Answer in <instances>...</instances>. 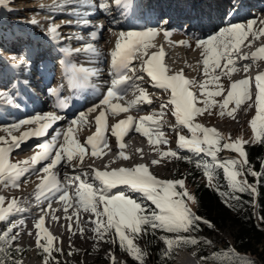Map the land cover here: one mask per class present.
<instances>
[{"label":"snow or ice","instance_id":"obj_1","mask_svg":"<svg viewBox=\"0 0 264 264\" xmlns=\"http://www.w3.org/2000/svg\"><path fill=\"white\" fill-rule=\"evenodd\" d=\"M6 2L7 0H0V7L5 6ZM50 7L54 8L57 14L72 18L60 24L51 22L44 30V37L59 53L57 60L62 67V79L66 80L67 86L74 90L87 86L96 87L91 82L93 78L100 76L101 70L74 62L73 57L81 54L90 63L109 61L111 79L107 83L106 91L100 93L97 103L86 111L76 113L66 128L54 130L49 140L37 145L39 151L28 160L12 162L11 154L20 148L26 139L48 135V129L64 119L63 116L57 112L34 115L9 127L17 131L24 125L38 127L19 135L9 133L10 140L0 136V188H19L21 178L29 173H35L40 180L34 192V199L37 205L46 202V207L39 209L41 214L35 219V232L30 231L27 234L34 235L35 247L40 251L42 264H60L53 253L64 255L60 246L62 240L45 227L46 218L53 222L60 220L55 213L61 209H53V201L63 204L62 211L65 213V219L69 221L66 230L72 236L79 234L84 237L86 232H91L92 236L88 238L94 241L97 252L101 250L98 246L101 242L116 245L137 264H145L147 256V252L137 241L147 235L149 230L153 235L157 231L165 233L159 239L165 245L161 255L166 259L172 258L174 249L184 246L200 247L201 251L204 250L202 245L214 248L212 240H201L192 235L201 230L202 224L212 230H216V226L192 210V205H198L199 201L186 187L185 178H158L145 164L111 170L105 165V170H100L91 166L88 169H80L75 162L83 163L89 150L92 156L98 157L100 151L109 146V131L111 137L116 139L120 150L118 157L122 159H129L124 152L125 144L122 141L130 132L146 137L150 145H168L169 140L163 130V117L170 111L175 118V124L170 125V128L176 133L177 148L163 151L157 147L155 150L160 157L183 159L193 164L206 178V187L212 188L227 207H233L232 201L239 203L241 193L255 197L257 186L249 183L247 177H264V172L254 170L245 145L252 142L264 144V71H259L255 77L246 75L239 80H232L231 77L240 68L247 73L253 64L258 66V61H264V46L251 55H239L241 44L250 34L253 37L264 36V27L253 33V25L257 23L254 18L246 24H229L207 37L195 38V49L201 57L197 63L202 65V73L206 78L197 83L195 79L186 78L183 69L174 71L164 62V46H158L155 41L162 33L165 41L173 43L170 40V29L156 26L115 33L109 27L107 31L116 37L114 46L107 54L98 47L105 28L103 23H92V18L96 17L97 13L109 16L114 11L126 18L135 7L133 0H54ZM115 21L116 17L112 16L110 23ZM31 23L37 24L38 21L32 20ZM166 23V20L161 21V24ZM259 24L264 26V20H260ZM65 26H76L81 32L87 30V36H65L60 31ZM69 39L79 41L81 46L65 47L64 42ZM175 43L192 47L186 40ZM13 59V69H23L31 64L27 55ZM238 61L250 63L238 64ZM222 77H227L230 81L227 89L223 87ZM144 83L167 93L169 99L160 104L158 111L154 110L149 115L140 116L138 119L128 115L125 119L108 125V115L116 117L131 110L139 111L141 105L153 103V94L143 86ZM210 85L214 86V90H209ZM193 88L198 91H192ZM63 91L64 87L60 84L49 86L47 89L55 108L61 111L72 106L70 98L64 96ZM224 91L227 94L222 100L214 99L222 96ZM129 93L133 97L130 100L126 99ZM0 98L8 105H15L14 96L10 92L0 90ZM201 104L202 107L198 106ZM230 104L234 106L229 108ZM242 104H247L249 110L255 109V114L248 122L252 131L251 140H245L243 136L233 139L231 134L224 135L214 127L197 122V117L205 113L212 115L214 108L219 109L220 116L227 115L235 119L234 113ZM92 113L96 115L90 120ZM93 123L95 132L81 143L76 137V132L80 128L91 127ZM184 129L188 135L181 134ZM181 150H186L192 155L181 156ZM225 150L237 154L236 158L221 157L219 154ZM151 163L158 164L159 160H153ZM38 164L43 166L37 169L35 166ZM58 166L71 169L70 172L64 173L65 183H61L59 179V172L56 171ZM261 167L264 168V162ZM219 170L223 172L227 190H222L218 182ZM24 182L27 183V180ZM69 209H72L71 214ZM25 211L18 198L0 196V224L5 225V228L0 230V264H23L22 254L25 249L18 241L24 220L13 218ZM81 213L88 214L86 221L81 219ZM259 219L264 222V217ZM69 249L68 256L80 251L71 243ZM105 258L109 264H127L126 260H118L113 251H108ZM199 264H256V261L240 255L234 247L229 246L228 249H215L209 254L199 255Z\"/></svg>","mask_w":264,"mask_h":264},{"label":"rangeland","instance_id":"obj_2","mask_svg":"<svg viewBox=\"0 0 264 264\" xmlns=\"http://www.w3.org/2000/svg\"><path fill=\"white\" fill-rule=\"evenodd\" d=\"M43 1L44 0H7L5 6L9 7V8L6 10H4V9L1 10L2 8L0 7V55H1L0 59L4 58L8 61H11L10 63H12V61H14L13 57L19 58L22 55H27L30 57L31 63L34 61H38V62H36V64L34 63V65L36 67H38L37 64L41 60L46 59L45 57H47L48 54L53 55L54 53L57 52L55 49H53L51 47L50 43L44 37V30L48 25V24H46V21L43 22V21H40V19H37L38 16L36 15V13H37L36 10H31L28 13L26 11H24L25 7L37 6L41 3H43ZM50 11H53V10H50ZM48 16L49 15H47L46 17H48ZM224 16H225V13H223L222 16H220V18L223 21L225 20ZM43 17H45V16L43 15ZM220 18H218V20ZM43 19H47V18H43ZM247 19L250 20L252 18L248 17ZM247 19L244 23H247V21H248ZM32 20H36V21H38V23L32 24L31 23ZM218 20H216V21H218ZM94 21H95L94 22L95 24L96 23H103L104 28L106 25L109 26V25L115 24V22L110 23L109 20L108 21L103 20V21L99 22L96 19ZM54 22H57V20H54ZM183 26H184V24H183ZM261 27H264V26H261ZM261 27H259V29ZM108 28L107 27L105 28V31L103 33V39L98 44V47L101 46L103 48H107V50L109 51L111 45L113 47V43H115L116 37L107 31ZM170 28H172V27L170 26ZM220 28H218V30ZM61 30L62 29H60V31ZM112 30L115 33L117 32L116 30L114 31V29H112ZM78 32L81 33V30L77 31V33ZM82 34L85 37L87 36V32H86V34L84 32ZM257 37L252 36L250 38V40L252 38L256 40ZM259 39L260 40L263 39L262 41H264V36L260 37ZM245 41L247 43L248 39ZM74 42H75V40H71L69 45L72 46L74 44ZM262 43H264V42H262ZM67 44H68L67 41L64 42V46H67ZM163 46H164V44H163ZM171 46H173V45H171ZM51 50H54L53 54L50 53ZM176 51L182 52V50H179V49ZM183 55H186V54H183ZM52 62L57 63L58 62L57 57L52 59ZM5 63L7 65V61H5ZM6 65L0 61V90H4V91L8 92L10 88H15V86L13 87V85H16V84L18 85V87H16L15 89L19 88L20 90H22L23 88H22V86H20L22 83L19 84V80H21L20 79L21 77L24 79V76L27 75V72L30 71V68H28V67L23 68L22 71L20 73H18L19 75L16 74L18 76L15 77L16 76L15 74H14L15 76H8L9 74H8L7 70H10V69L5 68V67H7ZM108 65H109V61H107V60L104 61V66L100 65V63H99V66H101L103 69L107 68ZM33 68H34V66L31 67V69H33ZM55 68H56L57 72L60 71V68L58 65H56ZM259 68L263 69V66L257 67V70L260 71L261 69H259ZM18 70L19 69H17V71ZM241 70L243 71V68H241ZM225 71H227V69H225ZM57 72H56V75H59L60 73L58 74ZM106 72H108V71L106 70ZM11 73H12V71H11ZM54 73H55V69H54ZM100 74H102V73H100ZM184 75L188 79H195L197 81V83H200L204 79H206L204 76L198 77V73L193 71V70H191V72L185 71ZM14 78L17 79L18 83H17V81L15 82ZM242 78H244V77H242ZM242 78H240V79H242ZM41 79H42V76L39 79H37L34 76V80L38 81V83H41L43 81V80L40 81ZM58 79H59V77L57 76V78L54 79V83L52 84V86L56 85V82L58 81ZM231 79L232 80H239L236 77L231 78ZM12 80H14V83L11 82ZM21 81H23V80H21ZM44 82H45V80L42 82V84ZM108 82H110V79H108V81H104V82L102 81L104 86H106ZM221 82L223 84L224 89H227L230 85V81L228 80L227 77H222ZM63 83L64 82H62L60 85H63ZM91 83L94 84L93 79H92ZM98 83H101V81H99ZM143 86L148 89L149 93L153 94V103H151L150 105L149 104L141 105L139 111H136V110L132 111L131 110L132 112L130 111V113H133V117H135L137 119L140 116L149 115L154 110L158 111L160 104L162 102H166L169 99V96L167 93H163L161 90H154L147 83H144ZM7 89H8V91H7ZM191 90L194 92L198 91V89H196V88H193ZM209 90H214V86L210 85ZM14 92L18 93V91L17 92L14 91ZM226 94H227L226 91H224L222 96L215 97L214 99L222 100L223 96ZM156 96H158V97H156ZM128 97H130L129 100L133 98L132 94ZM18 106L13 108V107H10L8 105V106H4V108L8 107L7 109H12V111L13 110L15 111L16 108H18ZM198 106L202 107L203 105L201 104ZM233 106H234V104H230L229 108H231ZM87 109L88 108H83L80 112L86 111ZM212 113H213L212 115H208L207 113H205L203 116L197 117V122L201 123L207 127H214L220 133H222L224 135L231 134V137L233 139L240 137V136H243V138L245 140H251L252 131H251V128H250L248 122L251 120L252 116L255 114L254 108L249 110L247 108V104H242L241 107L237 110V112L234 113L235 119H233L232 117H229L227 115L220 116L218 108L212 109ZM93 115L95 116L96 113L90 114V116H89L90 120L93 119ZM10 116L12 117L13 115L11 114ZM13 123H16V121L12 122V123H4L5 125H2V126L4 127L6 133H3V131L0 130V136H4V137H6V139L9 140L10 135L8 133L9 132L11 133L13 131V129H11L9 126L12 125ZM115 123H116V121H114L113 119L109 120V125H112ZM173 124H175V118H174V116L171 115L170 111H167L166 115L163 117V130L166 133V138L169 140L168 145H150L148 142V139L146 137H143L139 133L138 134L135 133L134 134L135 140L140 141L139 147H137L136 152L130 154L127 151H124L125 154L128 157H131L130 155H132V157L133 156L136 157V159L139 161V163L137 162V164H140L141 161H142V164H144L143 162H147L146 160H149L150 161L149 164L145 163V165H147L150 168V171L152 172V174L156 175L158 178L166 179V180L167 179H180V178H182L183 174L186 171L185 165H183L185 160L177 159V158H173V157L161 158L160 155L158 154V152L155 150L157 147L163 151H167L168 148H171L173 150H175L177 148L176 133L173 132L170 128V125H173ZM57 128H60V127H57ZM57 128H55L54 130H56ZM85 131H86V133H89L88 132L89 130L86 129ZM52 134H53V131H52V133L49 134V136L47 138H44V141H47L48 139H50ZM85 134H84V136L82 135L81 141H83ZM181 134L188 135L187 130L184 129ZM132 140H134V139H132ZM132 143H134V142L131 141V144ZM252 143L255 144L257 142H252ZM252 143H249V144H252ZM115 145H117L116 139L114 137H111V135H110L109 136V147L110 148H108V149L103 148L101 151L106 150L105 152L107 153V151L111 150L112 147L113 148L116 147ZM36 149H38V148H36ZM36 149L34 147H28V150L26 148V150H20V152H15L13 154L14 156H12L13 157L12 161L18 162V161L28 160L32 156V154L35 153L34 150H36ZM110 152L111 151H109L108 155H107L108 157H112V158H110L111 159L110 161H113V162L117 161L118 160V156H117L118 152L117 153L116 152L110 153ZM141 152H143L146 157H143V155L141 157L140 156ZM180 155L181 156H185V155L191 156L192 153L187 152L186 150H181ZM201 155H203V154H201ZM219 155L221 157L236 158L237 154L230 152L228 150H225L222 153H220ZM91 156L92 155H91V152L89 150V152L85 155L83 163H79V162H75V163L78 164V167L84 166V163L88 160L87 157H91ZM15 157H18V158H15ZM153 160H159V163L158 164H152L151 161H153ZM92 163H93V161L89 162L88 164H92ZM97 163L98 162L93 163L91 165V167H96L98 165ZM132 166H134V163H131L128 159H122L121 161L117 162V164H115V166H110L108 169L111 170L113 168L132 167ZM96 168L98 169V167H96ZM30 174H31V176H30ZM33 175H35V173H29L28 176H26L23 180H21L20 187L18 189L16 188L17 190L15 188H0V196H4V197L9 198V199L12 197H16L20 201L23 200V198L28 196L29 193H33V190H35L37 185L40 183V180L37 178V175H35V177ZM25 180H27V183L24 182ZM186 187L192 193V190L187 185H186ZM22 194H25V196L21 197ZM26 200H30V199H26ZM193 207H194V205H192V208ZM35 213H37V212H35ZM81 214H82L81 219L82 218H83V220L85 218L88 219V214H86V213H81ZM62 216L65 218V213L61 214V217ZM18 217H20L24 220V225L22 226V229H21V237H20V240L18 241L20 246L25 249V251L22 254L23 264H32V263L42 264V257L40 256V251L35 247V237H34V235L29 236L27 234L30 231L33 233L35 232L34 222H35V218L36 217L38 218V215H36L33 218V217H31V215H27V217L25 215V217H24V216H21V214H20ZM29 217H31V218H29ZM13 219H15V218H13ZM47 219H49V218H47ZM67 224L64 225V224H59L57 222L53 225V228H55V230H57V231L62 230L61 234L59 233L58 239L62 240V244L60 246L63 248L64 255H61L59 253H53V255L56 257V259H58L60 261V264H80V262H83V264H109L108 260L105 258L106 253L108 251L115 252L118 260H126L127 264H137V262L135 260H133L130 256L121 252L119 250L118 246H116V245H109V244L101 242L98 245L101 250L99 252H97L96 251V245L94 244V241L92 239H89V240L85 239L84 241L75 242L74 239H71V237H73V236L66 230ZM61 225H63V227ZM45 227L49 228V230L52 232V234L54 236H56L54 233L55 230L52 227L47 226V225H45ZM4 228H5V225L0 224V230H3ZM161 235H162V233H158V240L161 243L162 248L165 249V245H164L163 241L159 239V237ZM90 236H92V233H90L89 237ZM203 239H210L213 241L214 245L221 246L219 241L223 240V239L230 240V235H229L228 231H223V232H218L214 236L205 235L202 238V240ZM70 243H71V245L74 246V248L80 249L78 254H75L73 256L67 255L68 251L70 250L69 249ZM137 243L145 252H147V256L145 257V264H153L152 254L149 253V251L146 249V245H145L143 236L137 241ZM181 251L190 252L189 250H184V249L178 250L176 252L177 257ZM36 255H37V257H36ZM40 257H41V259H40ZM195 258L199 261V258H197L196 256H195ZM176 261H177V258H176L174 263H176ZM53 264H54V262H53Z\"/></svg>","mask_w":264,"mask_h":264},{"label":"bare ground","instance_id":"obj_3","mask_svg":"<svg viewBox=\"0 0 264 264\" xmlns=\"http://www.w3.org/2000/svg\"><path fill=\"white\" fill-rule=\"evenodd\" d=\"M199 1H204L210 7H213L215 5L220 4V2L223 4V6H221V8H219L218 11H214L212 13L204 12L206 17L204 16L203 18L195 19L193 16L190 18H187L188 14L186 13V14H183L180 16H178V15L172 16L169 14H164V15L159 16V18L156 20H151L150 15L140 14V13H142L140 10V8H141L140 5L142 3V0H133L135 7L132 9V11L130 13L127 14L126 18L124 16H121L118 12H115V11L112 13V15H109V16H105L101 13H97L96 17L92 18V23H94L95 22L94 20H96V19L99 22H101L103 20L104 21L105 20L111 21L112 16H115L116 17L115 24L109 25V26L112 29H114V31L116 30L117 31L116 33H119V31H121V30L139 29V28H144V27H156V26H160V27L169 29L171 26L172 28H170V30L172 31V35L170 37V40L173 41V43L170 44L167 41H165L162 33L160 36H158L156 38V41H155L158 46L161 44H164V46H165L164 50L166 52V57H165L164 62L167 65H169L174 71L183 69L184 72L185 71L191 72V70H193V71L198 73V77H202L203 76L202 65H198V63H197L198 61H200L201 57L199 55V51L195 49V42H194L195 38L207 37L208 35L218 31V28L226 27L229 24L244 23L248 17H251L252 19L255 18L257 20V23L255 25H253V29H252L253 33H257L259 31V27L261 25L259 24L260 20L257 19L258 15L237 14V13L242 11V8H241V6L237 7L234 4L239 5L241 0H199ZM53 2H54V0H44L43 3H41L37 6L25 7L24 11H26L28 13L31 10H36V12H37L36 15L38 16L37 19H40V21H43V22L46 21V24L54 22V20H57V22H54V23L60 24V23H62V21L72 19L71 17H69L67 15L57 14L55 12V9L50 7L53 4ZM192 2H194L193 0L190 3L194 4ZM232 3H234V4H232ZM246 3H247V0H245V2H243V4H246ZM230 4L234 5V6H232V8L229 12L232 14L229 15L228 20L223 21L220 18V16L222 15V13H224L226 11V8L228 6L230 7ZM243 4H241V5H243ZM1 8H2L1 10H3V9L6 10L9 7L3 6ZM235 9H237V10L234 12ZM50 10H53V11H50ZM263 13L260 15L264 16ZM43 15L45 17H43ZM47 15H49V16L46 17ZM236 15H237V18H235V19L233 18V20H232L231 18L236 17ZM51 17H54V19H51ZM43 18H47V19H43ZM218 18H220V19L218 20ZM165 20L167 21V23L161 24V21H165ZM216 20H218V21H216ZM263 20H264V18H263ZM183 24H184V26H183ZM244 24H246V23H244ZM109 26L107 25V26H105V28L106 27L108 28ZM61 29H62L61 33L65 36L83 35L82 34L83 32L85 34L87 32V30H85L81 33H79V32L77 33V31H80V29L76 26H65V27H62ZM251 37H252V35L250 34L248 37V42L247 43H246V41L243 42L241 44L240 49H242V45L247 44V45L255 48L254 51H256L257 47H254V46H256L258 42L261 44H263L262 42H264V41H262L263 39L262 40L259 39L260 37H263V36H258L256 40L253 38L250 40ZM71 40H75V39L66 40L68 42V44L65 47L75 48V47L81 46V43L77 40H75L74 44L72 46H70L69 44H70ZM181 40L188 41L192 45V47L190 48L187 46H181V45H178L175 43L176 41H181ZM249 41H251V44H249ZM171 45H173V46H171ZM113 46H114V43H113ZM99 47L104 51L105 54L108 53L107 48H103L101 46H99ZM111 48H112V45H111L110 49ZM178 49L182 50V52L176 51ZM156 50H158V49H154V51H156ZM50 53L53 54L54 50H51ZM183 54H186L187 56L183 55ZM58 55H59L58 52L54 53L53 55L48 54L47 57H45L46 61H45V65H44L45 68L44 69L35 68L36 66L34 65V63L36 64V62H38V61H34L29 66H27L28 68H30V71H28L27 75L24 76L25 80L22 77L20 79L23 81L19 80V84L22 83L20 85L23 88L22 90H20L19 88L15 89L16 87H18L17 84L13 85V87L15 86V88H10L9 91L7 89L8 92L13 94L14 99H15V105H9V106L13 107V108L18 106V105L20 106V107L18 106V108H16V110H15L16 112L14 110L12 111V109H7L8 107L4 108V106H8V104H6L4 102L3 98H0V119H1L0 120V130H2L3 133H6L4 127L2 126V125H5L4 123H12L15 121L17 123L20 120L30 119L34 115L46 114L48 112H57L58 115H61L64 117V119L58 121L56 124L53 125L52 128L48 129V135L41 136V137L33 136V137L26 139L21 144L20 148L16 149L11 154V160H12V158H13L12 156H14L13 154L15 152H20V150H26V148H28V147H34L36 149L37 145L39 143L45 142L44 138H47L49 136V134L52 133V131H54L55 128L60 127V128H57L56 130L66 128L69 121L74 117V115L76 113L80 112L83 108H89L93 104L97 103L98 100L100 99V93L103 91H106L107 86L104 87L102 81L103 82L108 81V79L109 78L111 79V77L109 76V73H108L109 72L108 67L104 68L105 69L104 70L101 66H99V63H100V65L104 66V62L93 61L90 63V62H88L87 58L83 54L76 56V57H73L74 62H76L78 64H83L86 67H98L101 70L100 73H102V74H100V76L98 78H93V82H94V85H96V87L87 86L84 88L74 90L71 87L67 86L66 80L62 79V67H61V65H59L58 62L57 63L52 62V59L58 57ZM0 58H1V55H0ZM15 58L18 59V57H15ZM0 61L5 65H6L5 61H7V65H6L7 67H5V68L10 69V70H7L8 74H9L8 76H15L16 74H18L22 71V69H19L17 71V69H13L11 67V65L13 63H15V60L12 61V63H10L11 61H8L4 58L0 59ZM135 63L136 62H134V64ZM237 63L238 64L250 63V61H238ZM257 63H258V66H257V64H253L247 73L242 71L240 68V70L238 72L234 73L231 78L236 77L237 79H240L242 77H245L246 75L251 76V77H255L257 75V73L259 72V70L254 71L255 67L257 68V67L263 66V69H261V68H259V69H261L260 71H264V61H258ZM54 65H58L59 67H61L60 77H59L58 81L56 82V85L60 84V82L64 81V84L62 85L64 87L63 95L66 97H69L71 104H72V106L70 108H68L67 110H63V111L55 108L53 98L50 97L47 93V89L49 86H52V82L45 89V87L42 84H37L36 80H34V76L36 78H37V76H42L43 79H46V80L48 79L47 77H45L46 75L55 76L54 75V67H53ZM32 66H34L33 69H31ZM106 70L108 72H106ZM11 71H12V73H11ZM46 72H47V74H45ZM138 74H141V73L138 72ZM18 75H16L15 77H17ZM14 79L16 82L17 79L16 78H14ZM99 81H101V83H98ZM11 82L14 83V80H12ZM17 83H18V81H17ZM138 83H140V82H138ZM97 88L99 89V91H97ZM154 90H158V89H154ZM14 91H16V92L18 91V93H15ZM130 95H128V96H130ZM128 96L126 97V99L129 100L130 97H128ZM156 97H158V96H156ZM121 103H123V101H121ZM83 106H85V107H83ZM11 114L13 115L12 117L10 116ZM128 115L133 116V113H130V111H129L127 113H121L120 115H118L116 117H112L111 115H108L106 118V123L109 125V120H112V119L116 122L118 120H123ZM93 117H94V115H93ZM35 127H38V125H24L19 129V131L13 129V131L11 132V135H19L21 132L27 131V130L35 128ZM86 129L89 130L88 131L89 133H86V131H85ZM94 132H95V125L93 123V125L91 127L80 128L76 132V137L80 140L81 143H83L85 141V139L88 136L92 135ZM84 134H85V137H84L83 141H81V137H82V135L84 136ZM134 134H135V132H130L129 136L124 137V139L122 141V143L125 144L124 151H127L130 154L136 152V149H137V147H139V144H140L139 140H135ZM107 135L110 136V131L107 133ZM10 138H11V136L9 137V140H10ZM132 139H134V140H132ZM131 141L134 143L131 144ZM115 146L116 147H114V148L112 147V149L109 151H111L112 153H114V152L119 153L120 150L118 148V145H115ZM108 148H110V147L108 146L107 149ZM34 151L36 153L37 151H39V149H36ZM109 151H107V153H103L102 151H100V155L98 157H94V156L87 157L88 160L84 163V166H79V168L80 169H88L95 162H98L97 163L98 165L96 167H98V169H100V170H105V168H104L105 165H107L108 168L110 166H115V164H117V162L121 161L122 158L118 157L119 161L117 159H116L117 161H115V162L110 161L111 160L110 158H112V157L107 156ZM34 154H32V156ZM142 155H143V157H146L143 152H141L140 156L142 157ZM130 156L131 157H129L128 160L131 163H134V165H137V162L139 163V161L136 159V157H134V156L132 157V155H130ZM15 158H18V157H15ZM92 161H93L92 164H88L89 162H92ZM146 161L147 162H143V163L149 164L150 161L149 160H146ZM12 162H14V161H12ZM140 164H142V161ZM42 166H43V164H38L35 167L37 169H39ZM108 170H110V169H108ZM149 170H150V168H149ZM56 171L59 172V175L61 178H64V173L70 172L71 169L67 166H58ZM28 175L29 174H26V176H28ZM35 175H33V176L35 177ZM30 176H31V174H30ZM25 177H22L21 180H23ZM113 191H115V190H113ZM22 196H25V194H22L21 197ZM26 199H30V200H26ZM55 203H56L55 201H53V203H52L53 209L55 207H58L59 209H61L60 211H57L55 213L57 216L60 217V220L58 221V223L66 225L67 223H69V221H67L63 216L61 217V214L64 213L62 211L63 204L59 203L58 205L55 206ZM21 204H23L22 206L27 207V208H25L26 211L23 214H21V216L24 215V217H25V215H26V217H27V215H31V217H33V218L36 215L39 216L41 214L39 211L40 207H46V202H45V204H42V205H36V202L34 199V192L29 193L28 196L24 197L23 200H21ZM32 205H33V208L32 207L30 208L29 206H32ZM33 212L34 213L37 212V213L34 214ZM71 212H72V209H69V214H71ZM31 217H29V218H31ZM14 218H17V217H14ZM82 220H83V218H82ZM84 220L86 221L87 218H85ZM55 223H57V222H53L50 220V218L49 219L46 218L45 225L53 228V225ZM53 229L55 230V228H53ZM56 231L57 230H55L54 233L58 238L59 233L61 234L62 230L57 231V232ZM90 233L91 232H86L85 237H81L79 234H77V235L71 237V239H74L75 242L84 241L85 239L89 240L88 237H89ZM176 258H177V261L175 264H199V261L195 257H192V254L188 251H181L179 253L178 257H176ZM32 264H34V263H32Z\"/></svg>","mask_w":264,"mask_h":264},{"label":"trees","instance_id":"obj_4","mask_svg":"<svg viewBox=\"0 0 264 264\" xmlns=\"http://www.w3.org/2000/svg\"><path fill=\"white\" fill-rule=\"evenodd\" d=\"M245 150L248 152L250 164L254 170L264 172V168L261 167L264 162V144L258 142L246 144ZM183 165H185L186 171L182 178H185V184L199 201V204L194 205L192 210L216 226V230H212L202 224L201 230L198 233H192V235H196L202 240L205 235L214 236L218 232L228 231L230 240H220L221 246L214 245V248L202 245L203 251L200 247L184 246L174 249L172 258L166 259L161 255L164 249L158 240V233L163 235L165 233L157 231L153 235L149 230V233L143 238L146 249L152 254L153 264H174L176 252L182 248L189 251L197 248L195 256L199 258V255L209 254L215 249H228L229 246L234 247L240 255L255 260L256 264H264V222L259 219V217H264V177L256 178L249 175L247 179L249 183L257 186V194L255 197L248 193L239 194L241 201L239 203L232 201L233 207L230 208L222 202V198L212 188L206 187V178L200 170L186 161ZM218 178L222 190H227L222 170L218 171Z\"/></svg>","mask_w":264,"mask_h":264},{"label":"water","instance_id":"obj_5","mask_svg":"<svg viewBox=\"0 0 264 264\" xmlns=\"http://www.w3.org/2000/svg\"><path fill=\"white\" fill-rule=\"evenodd\" d=\"M190 253L192 254V257H195L193 253H196V248H195V250L190 251Z\"/></svg>","mask_w":264,"mask_h":264}]
</instances>
